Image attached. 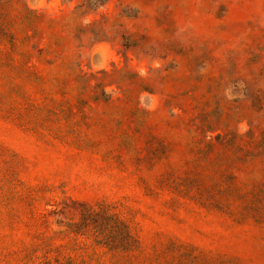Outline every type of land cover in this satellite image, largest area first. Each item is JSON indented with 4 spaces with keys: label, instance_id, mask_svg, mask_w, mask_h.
I'll list each match as a JSON object with an SVG mask.
<instances>
[{
    "label": "rangeland",
    "instance_id": "1",
    "mask_svg": "<svg viewBox=\"0 0 264 264\" xmlns=\"http://www.w3.org/2000/svg\"><path fill=\"white\" fill-rule=\"evenodd\" d=\"M0 264H264V0H0Z\"/></svg>",
    "mask_w": 264,
    "mask_h": 264
}]
</instances>
